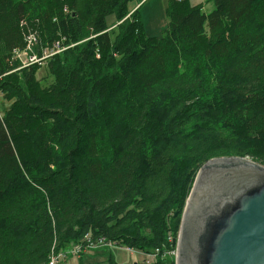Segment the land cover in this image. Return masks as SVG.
<instances>
[{"label": "trees", "instance_id": "obj_1", "mask_svg": "<svg viewBox=\"0 0 264 264\" xmlns=\"http://www.w3.org/2000/svg\"><path fill=\"white\" fill-rule=\"evenodd\" d=\"M133 1L0 0V264L171 250L203 164L264 166V0H168L160 36Z\"/></svg>", "mask_w": 264, "mask_h": 264}, {"label": "water", "instance_id": "obj_2", "mask_svg": "<svg viewBox=\"0 0 264 264\" xmlns=\"http://www.w3.org/2000/svg\"><path fill=\"white\" fill-rule=\"evenodd\" d=\"M175 243V264H264V166L245 157L203 164Z\"/></svg>", "mask_w": 264, "mask_h": 264}, {"label": "rangeland", "instance_id": "obj_3", "mask_svg": "<svg viewBox=\"0 0 264 264\" xmlns=\"http://www.w3.org/2000/svg\"><path fill=\"white\" fill-rule=\"evenodd\" d=\"M167 1L168 0H135L131 2V8L134 7L136 9L138 6L141 5L139 8V15L146 35L160 36L163 30L166 28L167 18L164 14V8L166 6ZM189 1L191 4H194L192 0ZM213 8L214 5L212 1L205 0L203 2V10L205 13H209ZM107 21L110 25L114 23L115 19L113 16H109L107 18ZM43 72L44 69L42 68L40 70V76L43 74ZM7 103L8 102L2 103V100L0 98L1 109L3 105ZM249 160L252 161L251 159ZM64 249L68 252L71 248L67 246ZM110 254L113 257V261L119 264H145L143 260L144 256L138 254V252H130L120 248H113L111 249V251L107 250L105 252H99L92 255L90 253H86L81 257L83 264H110ZM56 264H81V262L79 261L78 256H67L65 259H60Z\"/></svg>", "mask_w": 264, "mask_h": 264}, {"label": "built area", "instance_id": "obj_4", "mask_svg": "<svg viewBox=\"0 0 264 264\" xmlns=\"http://www.w3.org/2000/svg\"><path fill=\"white\" fill-rule=\"evenodd\" d=\"M35 45H37L36 37H34L33 35H29L27 47L24 50H19V49L14 50L13 51L14 58L15 57L19 58L22 61V64L25 66L33 62H39L45 58H48L56 53L61 52L62 50L66 48L63 45H61L60 41L56 40L52 42L50 46L48 45L42 49L41 56H37L36 54L29 55L28 52H33ZM177 237H178V234L176 235V237H171V236L168 237V241L171 242V245L173 247L171 250H165L161 252L159 248H156L154 249L153 252H150V253H142V252H139V253L144 255L146 264H150L158 256L172 255L174 256V259H175L176 254H177V247H176V243L174 245L172 244V241L173 239H177ZM100 246L120 247L118 244L114 242H106L104 240H100L97 243L92 244L88 248L100 247ZM70 248L71 249L68 252L64 250V251H60L58 254L52 255L51 259L49 260L47 264H54V262L57 261L59 257H63L66 255H79L81 251H84L86 249V248H82L79 244L74 245L73 247L71 246ZM125 250L133 252V250L130 249L129 247H125Z\"/></svg>", "mask_w": 264, "mask_h": 264}, {"label": "crops", "instance_id": "obj_5", "mask_svg": "<svg viewBox=\"0 0 264 264\" xmlns=\"http://www.w3.org/2000/svg\"><path fill=\"white\" fill-rule=\"evenodd\" d=\"M192 1H193L194 4L202 3V5H203V2H204L205 0H192ZM92 254H96V253L92 252L91 255H92Z\"/></svg>", "mask_w": 264, "mask_h": 264}, {"label": "bare ground", "instance_id": "obj_6", "mask_svg": "<svg viewBox=\"0 0 264 264\" xmlns=\"http://www.w3.org/2000/svg\"><path fill=\"white\" fill-rule=\"evenodd\" d=\"M150 106V105H149Z\"/></svg>", "mask_w": 264, "mask_h": 264}]
</instances>
